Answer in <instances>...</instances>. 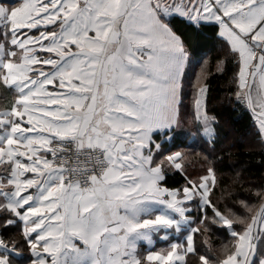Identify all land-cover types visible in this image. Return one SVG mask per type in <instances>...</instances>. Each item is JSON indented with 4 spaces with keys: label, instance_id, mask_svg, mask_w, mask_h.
Returning <instances> with one entry per match:
<instances>
[{
    "label": "snow or ice",
    "instance_id": "6c2138e0",
    "mask_svg": "<svg viewBox=\"0 0 264 264\" xmlns=\"http://www.w3.org/2000/svg\"><path fill=\"white\" fill-rule=\"evenodd\" d=\"M177 17L218 26L264 142V0H0V88L12 94L0 110V264H18L22 244L28 264H264V184L250 189L256 204L229 205L207 157L194 178L190 154H164L185 126ZM206 76L202 65L188 127L212 135ZM214 225L229 243L215 245ZM182 226V240L140 253ZM13 227L22 239L3 234Z\"/></svg>",
    "mask_w": 264,
    "mask_h": 264
},
{
    "label": "trees",
    "instance_id": "16d2710c",
    "mask_svg": "<svg viewBox=\"0 0 264 264\" xmlns=\"http://www.w3.org/2000/svg\"><path fill=\"white\" fill-rule=\"evenodd\" d=\"M173 24L188 45L191 63L193 61L197 64H193L194 66H206L207 76L203 80L208 88L206 109L208 114L215 118L214 133L213 138L207 140L203 138L202 132H196V139L201 145L211 150V155L208 158L215 164L219 182L216 193L219 194V187L227 186L233 193L232 198L228 200L229 205H233L234 200H250L252 203H257L254 193L250 189L264 184V145L250 147L241 141L229 145L225 143L230 131L240 137L251 134L255 127L254 115L245 103L237 100L234 94L237 85L232 81L234 74L238 71L235 61L231 56H226L225 42L221 37H218V27L214 24L195 25L186 20H180L178 17L173 21ZM220 61L224 62L223 71L218 69ZM197 72L198 70H196ZM185 88H187V84ZM178 134L176 133L173 137L171 148L184 146L185 141ZM255 139H259V137L256 136ZM167 182L173 187H180L185 183L180 175L171 174L168 176ZM213 199L215 200V196ZM220 207L222 210L224 209L223 204H220ZM234 210L238 214L244 212L239 204L234 206ZM214 228L217 233L221 232L223 235L228 233L226 227L215 225ZM13 231L14 228L7 233ZM188 259L194 262L198 260V257L190 254Z\"/></svg>",
    "mask_w": 264,
    "mask_h": 264
},
{
    "label": "rangeland",
    "instance_id": "374dc122",
    "mask_svg": "<svg viewBox=\"0 0 264 264\" xmlns=\"http://www.w3.org/2000/svg\"><path fill=\"white\" fill-rule=\"evenodd\" d=\"M190 55L189 58L184 66L183 69V73H182V88L183 90L181 91V96L183 98V102L181 104V119L183 124L185 125L184 127H181L179 129H176L174 132L173 137L176 135V133H180L178 135L181 136V139L185 141V144L182 148L176 146L171 148L172 142H173V138L171 140H168L163 148V151L165 152L164 154H170L171 152L174 151H181L182 153H188L189 155V160L191 161L190 163H188L186 165V171H188L187 173L194 177V178H198L200 175H202L204 173V171L207 168V163L203 162L205 161V157H210V153L211 150L209 148H207L206 146L201 145L198 140L196 139V132L194 131V129L188 127V121L192 118H194V97H195V88H196V81H197V75L201 72V66H194L197 65L196 63H194L192 61H190ZM194 64V65H193ZM205 66V65H204ZM197 67V68H194ZM206 67V66H205ZM196 70H198V72L196 73ZM187 84V88H185ZM214 123V122H213ZM256 131V132H254ZM214 133V131H213ZM257 133V134H256ZM202 136L203 138L207 139V140H211L213 138V134L208 136L205 135L202 132ZM258 136L259 137V129H258V124L255 121V127L253 129V132L251 134H247L245 136H240L237 137V135H235L232 131H230L225 143L226 144H236L238 141H241L242 143H244L245 145H249L250 147L252 146H258L259 144H263L264 142H261L260 137L259 139H255V137ZM159 159V158H158ZM209 160V158H208ZM213 163L212 160H209ZM204 164V165H203ZM214 169H215V164L213 163ZM216 176L218 177V174L216 173ZM220 177V176H219ZM218 180V178H217ZM247 202L249 204H256V203H252L250 200H247ZM244 210V209H243ZM244 213V212H243ZM198 214V211L196 209L193 210V216H196ZM215 226V225H214ZM213 226V231H212V240L214 241L215 245L217 247H219L221 244L223 243H229L230 242V234L227 230V234H221L217 231H215V228ZM220 227V225H217ZM224 227V226H221ZM234 227L237 228V230H239L240 226L239 225H234ZM221 231V230H220ZM19 232V229L14 228V231L11 233H3L5 236L7 235H13L16 236L17 239H22L21 236L17 235V233ZM229 234V235H228ZM194 239H196L197 245L199 246L200 243V237H199V233L195 234ZM260 247L264 248V238L261 239V241L259 242ZM21 252L22 255L20 257H17V262L18 264H28V256H29V252H28V248L26 244H22L21 245Z\"/></svg>",
    "mask_w": 264,
    "mask_h": 264
},
{
    "label": "crops",
    "instance_id": "0c3cea01",
    "mask_svg": "<svg viewBox=\"0 0 264 264\" xmlns=\"http://www.w3.org/2000/svg\"><path fill=\"white\" fill-rule=\"evenodd\" d=\"M191 23L192 24H195V25H199L201 23H209V24L211 23V24H214V22H210V21H201L199 24H196V23H193V22H191ZM217 35H218V37H220L219 36V28L217 29ZM221 39H223V38L221 37ZM11 97H12V94L11 93H5L4 89L3 88H0V110L3 109V107L11 99ZM253 118H254V116H253ZM212 127H213V125H212ZM208 136H210V135H208ZM13 228H15V227H13ZM185 231H186V229H185L184 226H182L181 233H176L175 231H171L169 233V239L168 240H163L158 235L157 236H154L153 237V245H151V246H149L147 244V242L141 241L138 244L140 253L143 255L144 252H145V250L148 249L149 247H154L156 250H160L161 248H165L168 245V243H170L171 241H180V240L183 239V234H184Z\"/></svg>",
    "mask_w": 264,
    "mask_h": 264
},
{
    "label": "water",
    "instance_id": "95a60500",
    "mask_svg": "<svg viewBox=\"0 0 264 264\" xmlns=\"http://www.w3.org/2000/svg\"><path fill=\"white\" fill-rule=\"evenodd\" d=\"M250 110V109H249ZM251 111V110H250ZM251 113L253 114V112L251 111Z\"/></svg>",
    "mask_w": 264,
    "mask_h": 264
}]
</instances>
